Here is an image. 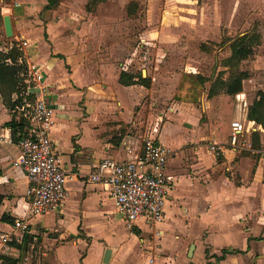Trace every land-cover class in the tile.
I'll return each mask as SVG.
<instances>
[{"label": "rangeland", "instance_id": "obj_1", "mask_svg": "<svg viewBox=\"0 0 264 264\" xmlns=\"http://www.w3.org/2000/svg\"><path fill=\"white\" fill-rule=\"evenodd\" d=\"M87 1L54 0L46 8L49 0H21V5L12 8L11 0H0V16L9 14L12 24L17 26L16 37H13L14 34L6 36L0 18V52L5 51L11 41L27 40L28 44L23 47L29 58L32 52L42 55L43 49L47 56L60 57L65 61L68 59L69 64H65L64 71L71 73L76 70L82 79L94 86L103 82L101 74L108 73L110 77L113 69H119L126 61L131 71L143 76L152 66V60V63H156V69L168 73L172 80L183 72L203 74L209 79L205 82L206 92L217 75L223 78L228 75V70L222 66L221 61L230 54L231 41L257 30L261 35L260 43L254 47L251 56L239 64L240 69L248 71V79L243 80L242 90L235 95L230 107L231 120L238 119L246 126L252 125L247 122L246 113L252 101L257 99V91H264V0H106L98 3L92 12L85 8ZM131 1L135 3L136 11L129 16L126 6ZM201 43H204L208 51L201 48ZM214 98L219 102L217 109L209 103L203 119L221 115L225 96L219 90ZM104 100L111 101L113 98L107 97ZM8 111L12 115L14 110ZM168 120L174 124H167L169 130L165 129L168 130L165 135L168 143L166 146L170 148L174 147V142L184 139L186 134L206 131L204 138L185 144L187 152L182 157L180 166L178 165L179 171L188 180L191 177L196 185L197 195L193 199L199 202L187 205L188 201L184 206L182 201L175 202L172 199L166 205V221L159 225L165 232L162 236L156 232L140 230L136 239H130L132 236L129 232L133 229H126L119 221L120 216L116 214L115 232L124 237L118 246L129 253H136L140 248L149 250L148 246H152L153 252L156 246L165 247L175 264H182L183 261L192 259L193 256H188L187 251L191 243H196L199 251L197 255L203 264L218 263L215 257L208 254L209 249H206L207 229L211 222L204 218L208 205L203 202L207 192L219 188L217 182L222 178V184L232 188H241L243 185L248 187V205L243 207L245 216L240 219L235 216L234 220L246 231H251L252 241L259 242L250 257L251 262L248 260L246 264H264L263 130L259 131V149L240 143L235 150L236 154L229 153L231 156L228 158L213 160L212 153L207 149L208 144L214 140L226 144L227 136L217 138L215 131L210 128L188 129L184 121L174 119L169 114L161 116L159 128ZM181 127H184L185 132L179 130ZM250 136L252 138V134ZM246 151L258 153L259 156L245 154ZM177 153L171 159L172 166L178 160ZM257 168L259 173L255 176ZM209 182L214 185L210 191H205L203 188ZM174 184L179 185L176 181ZM180 185L183 188L185 183ZM253 187L259 193L253 194ZM174 188L175 185L172 194ZM187 190L188 188H184L185 194ZM218 208L229 212L242 210V206L238 205ZM219 218V221L214 222L215 225L224 223L223 218ZM212 233L214 246H221L223 242L239 246L241 244V235L237 233ZM142 237L145 239V247L140 244ZM13 243L11 245L17 247L16 239ZM42 249L43 246L35 242L34 249L31 250L29 246L28 253L24 256H21L19 249H9L6 252L0 251V257H15L17 264H36V258ZM146 257L147 254H144L140 260L145 262ZM168 261L171 262V259ZM156 263L157 261L153 264ZM3 264L11 263L3 259Z\"/></svg>", "mask_w": 264, "mask_h": 264}, {"label": "crops", "instance_id": "obj_2", "mask_svg": "<svg viewBox=\"0 0 264 264\" xmlns=\"http://www.w3.org/2000/svg\"><path fill=\"white\" fill-rule=\"evenodd\" d=\"M19 2L21 3V0ZM17 6L11 5L10 7ZM11 25L13 37H16L17 26L12 24V20ZM25 57L37 61L45 71L46 83L48 84L45 97L54 110L55 123L50 132L51 139L62 164L68 172L74 173L66 184L67 196L63 206L29 220V235L33 237L29 243L31 250L34 249L35 242H39L43 246L36 258V264H102V256L106 247L111 249L108 264H153L156 261V264H175L165 247L156 246L153 252L151 251V249L153 250L152 246H148L149 250L144 251L140 248L136 253L135 251L129 253L124 251L123 247L118 246L124 237L115 232L117 223L114 217L118 213L115 210L114 200L109 194L108 187L89 181L88 174L93 170V164L103 157H113L117 160L135 157L139 152L144 136L153 137L166 146L168 143L165 140V135L169 130L166 125L173 126L174 124L168 120L167 123L161 125L160 129L162 115L169 114L174 119L184 121L187 128L189 127L188 129L194 127L208 129V118L203 119V113L208 110L210 103L206 92L201 93L197 102H184L174 99L173 94L181 74L172 80L168 73L157 70L156 63H152V60L149 61L152 66L142 76L149 78L148 86L139 83L123 85L119 82L118 78L122 70L136 74L130 70L127 61L119 69H113V74L110 77H108V73L101 74L103 75V82L99 86H94L82 79L77 73L78 71L74 70L71 73L64 71L65 64H69L68 59L65 61L60 57L47 56L43 53V49L42 55L32 52L30 58L27 54ZM107 97L113 98V100H104ZM138 105L140 106L138 107ZM10 118L11 114L0 96V195L3 197L0 204V251L19 249L21 254L19 248L21 243H15L17 247H14L11 245V243L14 244L13 240L8 243L2 241L5 236L13 237L16 230L12 228L13 223L2 221L1 216L7 215L15 220L21 217L27 208V200L24 195L27 177L23 169L12 164L13 158L19 153V147L17 142L12 141L11 131L4 124ZM247 122L252 124L250 127L261 132V127L257 123L252 120H247ZM179 130L185 132L184 127L179 128ZM204 133H206L205 130L199 133L195 132L193 135L186 134L184 139L174 142L173 148L168 147L171 154L166 164L165 174L171 182L166 205L172 199L175 202L182 201L184 206L188 201L187 205L199 202L197 199H193L195 194L197 195L195 193L196 185H194L191 177L188 180L178 168L182 157L187 152L184 148L185 144L194 142L198 138H204ZM250 135L251 133H246L245 145H249ZM226 144L220 143L221 157L228 158L231 156L229 153L236 154V149H233L227 141ZM176 152H178V160L172 166L171 159L176 156ZM215 158L213 155V160ZM258 173L259 168L256 169L255 176ZM219 180L220 182H217L219 188L207 192L205 201H200L208 205L204 218L211 222L207 229L206 249H209L208 254L211 256L218 254L222 248L245 250L248 247L244 252L228 254L216 263L246 264L248 260L251 262L250 257L259 242L252 241L251 231L243 229L234 218L236 216L240 219L245 216L243 207L248 205L246 202L249 198L246 193L248 187L243 185L241 188H232L230 185L222 184L224 182L222 178ZM175 181L179 185L174 184ZM182 182L185 183L183 188L180 187ZM209 183L203 188L205 191H210L214 185L212 182ZM174 185L175 191L172 194ZM184 188H188L186 194ZM256 190H252L254 191L253 194L259 193ZM199 196L203 195L199 194ZM224 205L227 207L242 206V210L229 212V210L223 211L218 208ZM166 213L161 225L166 221ZM219 217L223 218L224 223L215 225L214 222L219 221ZM119 221L124 225L121 216ZM131 229H137L138 232L140 230L153 232L141 220ZM159 229L162 236L165 233L164 229L160 227ZM213 231L234 232L239 236L241 235L240 246L232 242H223L221 246H214ZM129 233L132 236L130 239H136L139 234H135L133 231ZM140 240L143 242H140L141 246L145 247V239L142 237ZM194 244L192 259L185 260L182 264H203L197 255L199 254L198 246L196 243ZM144 254H147V260L142 262L140 258ZM3 256L0 257L1 264H3ZM170 259L171 262L168 261Z\"/></svg>", "mask_w": 264, "mask_h": 264}, {"label": "built area", "instance_id": "obj_3", "mask_svg": "<svg viewBox=\"0 0 264 264\" xmlns=\"http://www.w3.org/2000/svg\"><path fill=\"white\" fill-rule=\"evenodd\" d=\"M19 4V0H11V5ZM18 42H10L5 51L13 45L22 51L16 63L22 66L18 74L26 87L21 92L23 103L14 110L26 121L27 134L17 141L19 153L12 164L23 169L27 177L24 192L27 208L14 220V236L3 237V243L14 239L22 243L24 234H30L31 218L60 209L67 196L66 184L74 175L62 164L51 139L54 110L45 97L48 91L45 71L37 61L25 57L27 53L23 46L28 41L20 39ZM6 62L11 63V60L6 59ZM253 131L256 129L233 119L226 141L236 149L240 143L245 145L244 135ZM220 147V143L214 140L207 149L217 157L222 154ZM170 154L167 146L153 137L144 136L135 157L121 160L103 157L93 164L88 180L108 187L115 210L127 229L141 220L153 232L161 233L158 226L164 221L170 191V180L165 174Z\"/></svg>", "mask_w": 264, "mask_h": 264}, {"label": "trees", "instance_id": "obj_4", "mask_svg": "<svg viewBox=\"0 0 264 264\" xmlns=\"http://www.w3.org/2000/svg\"><path fill=\"white\" fill-rule=\"evenodd\" d=\"M52 1L54 0H49L45 7L49 8V3ZM104 1L106 0H88L86 2L85 8L87 11L92 12L95 10V7L98 3ZM134 4L135 3L132 1L127 4V15L130 16L135 14L136 9ZM260 40L261 35L257 30H252L232 40L229 44L231 48L230 54L221 61L222 66L228 70L227 77L223 78L217 75L214 79H212L209 87L206 90L207 99L215 109H217V106L219 105L217 99L214 98L216 93L220 90L225 96L221 115H215L208 118L209 128L215 131L217 138L228 136L230 133L231 102L234 100L235 95L242 90L243 80L248 79L249 76L247 70L239 68V64L241 61L251 56L254 47L260 43ZM11 42L13 44L16 43L15 41ZM200 46L202 49L207 50V47H205L204 43H201ZM20 55H22V51L16 47V45H13L6 51L0 52V96L5 107L12 111L16 106H19L23 103L24 95L21 94V92L24 91L26 87V84L21 82V78L18 74L22 66L17 64L16 60ZM6 59H10L11 63H7ZM118 80L123 85L134 83L143 84L145 86L149 85L148 77H142L141 75L128 73L124 70L120 72ZM208 80L209 79L201 73H181L178 85L176 86L173 94V98L184 102L199 101L201 93L205 92V82ZM257 95V99L252 101V104L249 107L245 117L247 120H252L257 123L264 132V91L258 90ZM28 97L32 98V95H29ZM15 112L16 111L14 110L11 118L4 123L11 131V138L13 142H17L22 136L27 134L25 128L26 121L20 114ZM251 134L252 138L249 147H252L253 149H259L261 146L259 131H253ZM245 154L252 153L250 151H246ZM252 155L255 157L259 156L258 153H254ZM221 158V155L216 157L217 160ZM2 198V195H0V204L2 202ZM1 220L11 224L14 223V220L7 215H2ZM133 232L135 234L139 233L137 229H133ZM32 240V235L24 234V239L19 245V248L21 249V256L25 255L28 250L29 243ZM247 248L248 247H246L245 250ZM245 250L239 248H222L219 255L212 254L211 256L215 257V259L219 261L228 254L241 253ZM3 259L9 261L11 264H16L18 262L16 258L2 257V260Z\"/></svg>", "mask_w": 264, "mask_h": 264}, {"label": "water", "instance_id": "obj_5", "mask_svg": "<svg viewBox=\"0 0 264 264\" xmlns=\"http://www.w3.org/2000/svg\"><path fill=\"white\" fill-rule=\"evenodd\" d=\"M2 21H3V29L6 36L12 35V25H11V19L9 14L2 15ZM195 247L194 243H191L188 248V255L191 256L193 253V249ZM111 256V249L109 247H106L103 252L102 256V264H108L109 259Z\"/></svg>", "mask_w": 264, "mask_h": 264}]
</instances>
